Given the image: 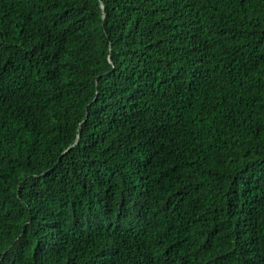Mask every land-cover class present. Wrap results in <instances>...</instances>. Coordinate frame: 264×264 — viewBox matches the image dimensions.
<instances>
[{
    "label": "trees",
    "instance_id": "trees-1",
    "mask_svg": "<svg viewBox=\"0 0 264 264\" xmlns=\"http://www.w3.org/2000/svg\"><path fill=\"white\" fill-rule=\"evenodd\" d=\"M0 264H264V0H0Z\"/></svg>",
    "mask_w": 264,
    "mask_h": 264
}]
</instances>
